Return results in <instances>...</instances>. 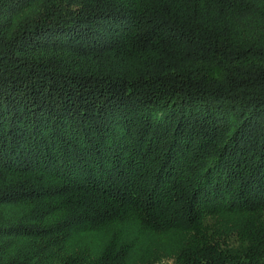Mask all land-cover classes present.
I'll return each mask as SVG.
<instances>
[{"label":"trees","instance_id":"1","mask_svg":"<svg viewBox=\"0 0 264 264\" xmlns=\"http://www.w3.org/2000/svg\"><path fill=\"white\" fill-rule=\"evenodd\" d=\"M162 261L264 264V0H0V264Z\"/></svg>","mask_w":264,"mask_h":264},{"label":"rangeland","instance_id":"2","mask_svg":"<svg viewBox=\"0 0 264 264\" xmlns=\"http://www.w3.org/2000/svg\"><path fill=\"white\" fill-rule=\"evenodd\" d=\"M60 49H61L60 51H53V50L41 51L40 54H42V56L56 54L58 58L54 57L55 58L54 60L57 62H64L66 59H70L69 57L73 56L74 54V51L70 48H60ZM208 143H209L208 145H203V147L199 146L195 155L194 156L192 155L191 158L188 157V160H189L188 166L194 167V164L196 165L200 164L201 163L200 160H202L205 156L208 155L207 153L210 152L211 149H213V144L216 145L218 143V139L214 140L213 144L212 142H208ZM188 160H186L185 162H187ZM141 180H143V178H141ZM143 181H145V179ZM12 213L16 214L15 211H13ZM12 213H10V215ZM14 223H17V222L15 221ZM35 230L38 231L37 229ZM160 264H169V263H167L166 261H162Z\"/></svg>","mask_w":264,"mask_h":264}]
</instances>
